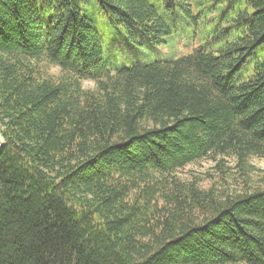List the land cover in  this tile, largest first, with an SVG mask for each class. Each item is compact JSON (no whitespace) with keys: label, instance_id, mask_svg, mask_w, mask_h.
Masks as SVG:
<instances>
[{"label":"trees","instance_id":"1","mask_svg":"<svg viewBox=\"0 0 264 264\" xmlns=\"http://www.w3.org/2000/svg\"><path fill=\"white\" fill-rule=\"evenodd\" d=\"M86 2L0 0V264H264V0H94L132 43L198 40L112 66ZM225 158L238 189L181 175Z\"/></svg>","mask_w":264,"mask_h":264},{"label":"rangeland","instance_id":"2","mask_svg":"<svg viewBox=\"0 0 264 264\" xmlns=\"http://www.w3.org/2000/svg\"><path fill=\"white\" fill-rule=\"evenodd\" d=\"M89 2V3H87ZM83 6L84 17L93 21V24L99 32L101 42L104 47V62L108 65L117 63L129 65L132 62L167 59L174 55L184 56L191 54L198 46V40L187 41L186 39L173 40L168 39L165 45L153 47L148 45L144 40L139 39L138 43H132L123 36V32L108 21L102 12L97 11L94 0H87ZM55 73L59 72L54 70ZM86 88H93L92 82L84 83ZM220 158L217 159V161ZM228 169H232L230 173L227 169L223 173L216 168L215 160H204L198 164L187 166L181 171V175L185 179L197 177L201 179V186L208 189L214 182L219 183L223 187L238 189L242 186L240 175L235 171V162L232 158H225ZM250 163L256 167L251 175V183L256 185L260 178L264 177V159L252 158ZM234 168V169H233ZM223 179V180H222ZM220 187V186H219Z\"/></svg>","mask_w":264,"mask_h":264},{"label":"water","instance_id":"3","mask_svg":"<svg viewBox=\"0 0 264 264\" xmlns=\"http://www.w3.org/2000/svg\"><path fill=\"white\" fill-rule=\"evenodd\" d=\"M3 145L2 137L0 136V147Z\"/></svg>","mask_w":264,"mask_h":264}]
</instances>
